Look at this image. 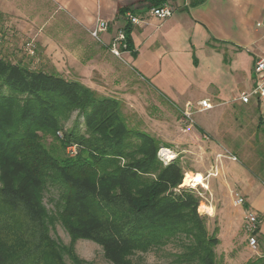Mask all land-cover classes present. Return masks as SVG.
<instances>
[{
	"label": "trees",
	"instance_id": "obj_1",
	"mask_svg": "<svg viewBox=\"0 0 264 264\" xmlns=\"http://www.w3.org/2000/svg\"><path fill=\"white\" fill-rule=\"evenodd\" d=\"M123 32L129 51V31ZM41 137L58 147L46 148ZM68 146L76 148L72 157ZM162 147L128 128L114 97L0 59V264H67L65 257L92 264L77 257L76 240L100 246L106 264H136L134 253L171 243L182 249L177 264H216L217 231L208 233L200 199L181 187L179 161L158 159ZM51 189L50 212L43 198ZM56 222L70 236L68 246L50 236ZM247 264H264V256Z\"/></svg>",
	"mask_w": 264,
	"mask_h": 264
},
{
	"label": "crops",
	"instance_id": "obj_2",
	"mask_svg": "<svg viewBox=\"0 0 264 264\" xmlns=\"http://www.w3.org/2000/svg\"><path fill=\"white\" fill-rule=\"evenodd\" d=\"M152 4L150 0H0V13L13 17L24 35L38 34L40 40L46 38L42 36V24L50 21L70 24L74 31L87 38L95 18L99 17L109 27L101 35L102 42L98 47L108 51L117 32L127 28L131 50H121L120 56L155 91L172 105H182V111L187 104L195 106L207 100L225 104L226 107L220 109L237 111L240 120L254 117V133L250 137L243 132L233 133L232 145L228 148L243 152L251 148L257 150L246 146L263 145V150L257 151L263 153L264 109L254 100L243 105L236 98L253 86V64L264 50L261 27L264 24V0H204L201 3L162 0L161 5ZM164 4L171 5L174 12L170 18L161 21L151 14V10ZM126 8L141 21L139 25H132L123 18L120 11ZM57 28L55 30L62 35L64 28L60 25ZM89 37L97 42L90 34ZM45 54L50 56L51 53L45 51ZM81 67L77 70L82 75L81 71L88 67ZM79 74L78 80L88 87L82 82L86 78ZM218 125H221L219 121ZM217 137L227 146L225 137ZM236 161L223 162V172L216 180L227 193L228 200L233 202L232 191L244 198L245 204L236 208L239 215L252 212L257 216L256 238L262 241L264 248V180ZM189 174L192 177L200 175L202 186L205 185L201 173Z\"/></svg>",
	"mask_w": 264,
	"mask_h": 264
},
{
	"label": "rangeland",
	"instance_id": "obj_3",
	"mask_svg": "<svg viewBox=\"0 0 264 264\" xmlns=\"http://www.w3.org/2000/svg\"><path fill=\"white\" fill-rule=\"evenodd\" d=\"M56 24L51 21L43 23L42 36L46 38L40 40L38 34L24 35L13 17L0 13V59L35 71L55 72L66 79L77 81V68L87 66L88 69L82 70V75L79 74L86 78L82 82L98 95L119 100L129 129L146 132L162 143L158 159L163 165H166L164 161L167 159H170V162L177 159L186 180L195 177L189 173L202 174L205 179L204 186L202 179L201 184L192 185L195 187H181L192 189L200 199L198 212L206 217L208 233L217 231L219 244L215 248L216 264H247L262 257L264 248L258 237L256 250L248 246L246 213L239 215L236 212V191L231 194L233 202L228 200L227 193L220 188L216 180L221 174L223 162L232 163V160L227 158L228 154L236 157L235 163L243 165L247 171L264 180V156L261 157L264 152L257 153L259 149L263 150V145L246 146L256 147L257 150L251 148L243 152H234L228 148L232 145L233 133L236 135L243 132L248 134V137L254 133V117L240 120L237 111L220 109L221 106L226 107L225 104L211 103L212 108L203 112L199 111L197 104L192 105L191 117L186 120L182 114V105L167 102L121 56L116 57L108 49L99 48L100 42L93 41L86 33L85 38L81 33L74 31L70 24L62 21L60 24L56 21ZM58 25L64 28L62 35L55 30ZM49 46L51 48L48 50ZM45 51L52 55H46ZM65 52L68 55H64ZM76 117L74 113L65 122V130L73 126ZM232 117H235V120H232ZM218 121L221 125H218ZM217 136L225 137L227 146L218 141ZM58 137L61 138V135L58 134ZM261 138L259 136V139ZM40 140L48 149L58 147L56 141L50 137H41ZM65 151L70 157L76 154L75 146H68ZM223 179L228 182L227 178ZM50 192L45 193L43 203L51 212L53 205L50 199L56 197V194L52 189ZM200 205L207 207V210H201ZM209 208L212 211H209ZM231 220L235 223H230ZM50 236L62 245L68 246L71 243L70 236L57 222L51 228ZM74 251L81 260L92 264H106L101 247L93 242L76 240ZM181 252L182 249L177 244L171 243L158 250L134 253L131 260L136 264H177L174 261L175 255ZM65 261L72 264L66 257Z\"/></svg>",
	"mask_w": 264,
	"mask_h": 264
},
{
	"label": "built area",
	"instance_id": "obj_4",
	"mask_svg": "<svg viewBox=\"0 0 264 264\" xmlns=\"http://www.w3.org/2000/svg\"><path fill=\"white\" fill-rule=\"evenodd\" d=\"M173 10L174 9L171 5L164 4L163 6L153 8L151 10V14L157 19L164 21L171 17V15L174 12ZM123 18L132 25H139L141 23V21L129 11L123 14ZM108 27L109 24L106 21L102 20L99 17H96L93 28L89 31V34L94 40L101 43L102 42L101 35L108 31ZM261 27L263 28L262 38L264 42V24ZM125 49H126L125 34L121 29L112 39V42L109 46V51L114 56L120 57L121 50H125ZM252 81H253V86L251 87V89L249 91L241 92L236 98V101L243 105H248L251 103L252 100H254L255 103L258 105V107L264 109V50L262 55L257 57L256 60L254 61L252 68ZM197 107L199 108V111L203 112L210 110L212 108V105L207 100H202L197 103ZM192 108H193L192 105L187 104L183 109L182 114L186 120L190 119L192 114L191 112ZM227 158L232 161H236V158L234 156H231L230 154H228ZM165 161L164 163L168 164V162H170V159H167ZM244 204H245L244 198L235 194L234 205L236 207H242ZM258 225H259V220L257 216L252 212H246L245 229L248 236V246L252 250H256L257 248L256 231L258 229Z\"/></svg>",
	"mask_w": 264,
	"mask_h": 264
},
{
	"label": "bare ground",
	"instance_id": "obj_5",
	"mask_svg": "<svg viewBox=\"0 0 264 264\" xmlns=\"http://www.w3.org/2000/svg\"><path fill=\"white\" fill-rule=\"evenodd\" d=\"M202 183V179L200 176H196L194 177L193 179L191 180H184L181 184V186L185 187V186H190V187H195V186H192V185H199ZM201 210H207V207H202ZM209 211H212L211 208H209ZM210 213V212H208Z\"/></svg>",
	"mask_w": 264,
	"mask_h": 264
}]
</instances>
